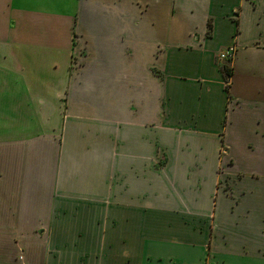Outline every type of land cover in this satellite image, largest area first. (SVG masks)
I'll list each match as a JSON object with an SVG mask.
<instances>
[{
    "label": "crops",
    "instance_id": "obj_1",
    "mask_svg": "<svg viewBox=\"0 0 264 264\" xmlns=\"http://www.w3.org/2000/svg\"><path fill=\"white\" fill-rule=\"evenodd\" d=\"M74 2L0 0V264H264V0Z\"/></svg>",
    "mask_w": 264,
    "mask_h": 264
},
{
    "label": "rangeland",
    "instance_id": "obj_2",
    "mask_svg": "<svg viewBox=\"0 0 264 264\" xmlns=\"http://www.w3.org/2000/svg\"><path fill=\"white\" fill-rule=\"evenodd\" d=\"M36 0H14V16L12 18H16V16H20V9L21 8H28L31 7L33 5V3ZM60 1H66V0H60ZM72 1V8L70 6L66 7V8H58L55 9L56 11H61V10H66V11H70L69 14H73L74 8H75V2L74 0ZM33 9V7H32ZM63 14V13H62ZM61 15V14H59ZM58 16V15H57ZM12 18L11 17H6V19L1 21V29H0V34L2 35V37L6 38V39H10L12 37V35L14 34V32L16 31V27L12 25ZM254 82H256V86H260L262 84V82H264V76L259 75L258 73H256L252 78H251Z\"/></svg>",
    "mask_w": 264,
    "mask_h": 264
},
{
    "label": "built area",
    "instance_id": "obj_3",
    "mask_svg": "<svg viewBox=\"0 0 264 264\" xmlns=\"http://www.w3.org/2000/svg\"><path fill=\"white\" fill-rule=\"evenodd\" d=\"M234 49L229 47L220 54V59H230L233 56Z\"/></svg>",
    "mask_w": 264,
    "mask_h": 264
},
{
    "label": "trees",
    "instance_id": "obj_4",
    "mask_svg": "<svg viewBox=\"0 0 264 264\" xmlns=\"http://www.w3.org/2000/svg\"><path fill=\"white\" fill-rule=\"evenodd\" d=\"M223 69H224L225 76L227 78H229L231 76V70H230V68L229 67H224Z\"/></svg>",
    "mask_w": 264,
    "mask_h": 264
}]
</instances>
